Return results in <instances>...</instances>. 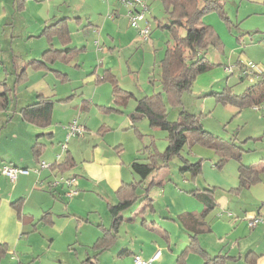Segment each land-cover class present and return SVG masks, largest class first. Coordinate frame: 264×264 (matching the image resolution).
Masks as SVG:
<instances>
[{"label": "rangeland", "instance_id": "374dc122", "mask_svg": "<svg viewBox=\"0 0 264 264\" xmlns=\"http://www.w3.org/2000/svg\"><path fill=\"white\" fill-rule=\"evenodd\" d=\"M13 1L0 0V80L5 77L8 85H12L13 76H5L2 66L3 63L8 71L12 70L10 65L12 55H20L21 63H24L32 55L38 56L41 47L48 45L44 37H37L44 19L53 16L70 17L71 43L77 46L84 45L86 50L76 57L78 68L73 67L72 63L69 66L62 63L53 65L56 69H62L68 73L69 82L58 81L54 76L55 73L51 71L45 72L48 76L45 79L49 81L51 78L55 81L56 96H58L55 99L73 95L69 105L76 108V118L81 119L80 122H85L87 129L85 131L84 128V132L78 136L67 137L68 127L57 123L54 136L43 151L42 161L48 165L55 159L57 165L61 164L63 154L67 150L77 161L75 167L58 170L57 167L52 168L53 166L40 168L39 163H33L30 143L34 134L27 130L24 122L20 124L24 126L22 131H26V134L18 131L19 134L13 137L11 132H17V127L0 128V153H10L17 159L23 158L28 161L30 170L28 174H20L15 180L10 181L0 169L2 192L11 195L16 193V190L25 188L23 209L33 213L36 218L40 215V209H51L55 226H57H40L29 234L32 238L41 239L46 232L52 233L48 234L55 239L50 249L57 251V255L42 253L44 249L41 243L36 247L39 256L38 258L35 256L33 261L30 256L16 253L18 256L6 254L0 260V264H18V260L21 264H79L86 256L94 254L91 245L98 233L96 224L99 220H95L93 217L95 215L89 212L91 206L86 209L87 202L91 201L93 207L100 206V198L95 188L89 192L79 189L78 182L81 179L88 183L79 170L85 161L102 159L107 153L110 155L113 153L118 158L116 150L119 147L116 146L121 145L119 160L123 161L120 163L123 177L126 181H130L132 177L128 164L134 158L145 163L150 155L165 151L168 143L166 133L161 129L150 127L146 119L137 121L139 133H135L132 129H124L130 123L127 114L133 109L135 97L141 98L144 95L161 93L165 100L161 80V60L167 48L173 46L175 35L159 27V25L169 24L165 5L160 0H141L147 3V10L144 12V20L138 22V27L140 30L148 27L149 35L146 39L141 38L138 29L130 25L128 10L117 0H26L25 8L21 11L16 8L17 6L14 9ZM212 1H216L220 8L206 11L202 21L219 37L221 45L218 46L216 42L207 45L203 57L209 67L196 76L189 91L182 93L180 108H176L165 100L167 120L176 121L179 112L185 110L199 117L203 128L217 137V141L230 142L238 146L242 144L245 150L242 153L243 161L247 162L255 157V161L258 162L259 155L264 154V110L254 109L256 105H243L238 112L235 106L218 103L211 95L214 92H221L225 87L234 94H241L256 79L255 75L240 77L238 62L244 64L250 62L256 66L255 69L258 72L261 70L264 72V0ZM109 15L114 17L111 18ZM76 17L80 18L79 23H76ZM88 21L92 26H87ZM85 28H91L93 32L85 35L83 31ZM108 34H111L113 39ZM31 35L34 36L31 37ZM177 35L184 36V30L178 29ZM103 45L107 47L104 50ZM104 69H109V72L115 75L114 78L121 89L128 94L131 93L128 97L131 101L127 105L117 106L113 101L111 83L100 82L105 73ZM34 71L29 72L30 79L33 78ZM96 77L97 81H95ZM23 90L24 88L21 87L20 92ZM82 99H88L92 103L80 113L78 105ZM14 104L15 102L12 101L11 106ZM258 107H264V102ZM103 124L108 126L104 132L101 127ZM180 155L188 158L191 163L204 159L205 165L202 163L201 173L198 176L202 182L207 164L216 162L221 156L214 147L198 141H195L190 148L185 146ZM8 161L4 159L2 164H8L6 163ZM181 165L180 157L175 155L166 169L167 174L172 176L178 185H182V177L178 172ZM237 166L238 162L230 158L223 163L222 168L228 171L232 169L236 173ZM258 167L261 166L258 165ZM35 169L37 172L34 171ZM132 175L138 180L136 174ZM260 175L263 176L264 173ZM61 177H74L72 189L78 190L80 195L85 194L88 201L80 206L73 203L71 211L56 210L59 204L67 205L72 198L65 195L68 189L64 183L60 182ZM32 179L33 189L32 187L30 189ZM57 181L59 182L56 183ZM110 194L114 197L116 195L113 189ZM104 203L105 201L102 202ZM162 203L164 202L159 201V205ZM104 206L106 205H102V210L110 219L109 213L103 209ZM137 206H139L138 202L123 211V217L134 215ZM73 211L81 213L82 218L73 214ZM87 213L89 217L86 216ZM86 219L89 221L87 222ZM126 225L124 223L119 231L118 244L112 250L98 254V264H131L129 256L119 258L116 256L118 245L125 240ZM65 236L70 239V242H67Z\"/></svg>", "mask_w": 264, "mask_h": 264}, {"label": "crops", "instance_id": "0c3cea01", "mask_svg": "<svg viewBox=\"0 0 264 264\" xmlns=\"http://www.w3.org/2000/svg\"><path fill=\"white\" fill-rule=\"evenodd\" d=\"M25 2L26 0H14V9L15 6H17L16 8L21 11L25 8ZM109 17L113 18L114 16L109 15ZM62 18L67 19V25L69 29V22L71 18L68 16H53L51 18L47 17L43 21L42 29L45 25L53 23L56 20ZM78 19L80 18H75V20H77L76 23H79ZM89 22L90 21H88L87 26L90 27L92 24ZM41 31L37 37H44L47 40L48 45L41 47L42 49H40L38 56L32 55V57L24 63H21L20 55H12L10 59V65L12 67L11 71H8L6 66L2 63L5 76H13L12 85H8L6 80L7 78L5 77L0 80V93L3 91V88H5L11 94V102H15L13 106H11L10 102L5 111H0V128L6 126H9L10 128L17 127V132H11V136L14 137L15 135L19 134L18 131L22 132V134H26V131H22V127L24 126H21L23 122L25 123L24 125L27 126V130L32 131L34 134V137L30 143L31 157L34 164L36 163L37 159L41 161L43 160V151L46 148L47 143L52 140L54 132L57 129V123H61L63 126L67 127L72 120L77 119V114L75 111L76 108L69 105L73 95L66 96L70 97L69 100L57 101L66 97L55 99V97H58L56 96L57 91L55 81L51 78L49 81H47L45 77L47 78L48 76L45 72L51 71L52 73H55L54 76L62 83L69 82L70 78L68 73L62 69H56L53 65L62 63L66 66H69L72 63L73 67L78 68L79 64L76 60V57L79 55V53H82L86 50L84 45L77 46L71 43L70 29L69 40L66 42V44L62 43L63 41L59 40L55 36L48 40V38L41 35ZM83 31L85 35H90L93 32V29L85 28ZM33 36L34 35H31V37ZM108 36L113 39L111 34H108ZM95 43L97 42L95 41ZM49 44H51L52 47L57 50L74 49L75 52L72 54L71 60L69 62L57 60L55 63L49 66V69L34 71L35 74H33V78L30 79L29 72L34 70L32 69L30 62L33 60H38L43 51L49 47ZM96 46H98V43ZM103 47V50L107 48L104 45ZM98 49L100 48L98 47ZM36 52L37 51L35 50V53ZM249 63L250 62L246 64ZM106 70L109 69H104V71ZM57 72L65 74L66 79L63 78L64 75H59ZM112 75L115 76L114 74ZM97 77L100 78L99 76ZM97 77L95 81H97ZM100 82L105 81L100 79ZM21 87L24 88L22 92H20ZM37 96L51 97L53 100L57 101L51 113V121L49 125L43 128L25 122L21 120L19 116L20 108L35 102L37 100ZM136 99L137 98L135 97V100ZM124 100V98L117 100L113 98V101L117 104V106L127 105L131 101L129 98L126 101ZM135 100L133 101V109L127 114L128 118L129 113L134 110L136 103ZM90 103L92 102L88 101V99H82L81 103L78 105L80 113L84 112V109L88 108ZM96 106L99 107V105ZM261 108L262 107H260L259 110H261ZM235 109H237L239 112V108L235 107ZM79 116L81 115L79 114ZM80 120L78 121L80 122ZM80 123L83 125L86 131L87 125L85 122ZM129 126L130 123L125 127L124 130H129ZM101 127H103V132L108 128V126L104 124L101 125ZM35 142L40 143L42 146V152L38 156L35 155V149H33ZM120 146L121 145L116 146L119 147V149L116 150L119 156L118 158H116L113 153L111 155L107 153L105 154V157L107 158L104 157L102 159L99 158L85 161L79 170V173L86 178L88 183H90H85L81 179L78 182V187H80L79 189L89 192L91 189L94 190L95 188L100 198L99 207H93V203L88 201V197L85 194H77L69 199V203L67 205L59 204V208L56 209L59 211L62 209L63 211L65 210V212L67 210L71 211V205L73 203H76L80 206L82 203L88 201L86 209L91 206L89 212H92V214L95 215L93 216L95 220H99L96 224L98 227V233L96 234V237L91 245V248L94 250V254H92V256L88 255L84 259L87 257H93L95 254H99L104 251L112 250V248L118 244L119 231L125 223L127 224L124 227L125 240L118 245L119 249L118 253L116 254L118 258L129 256L131 259V264H133L134 255H138L143 259H150L156 256L152 264H203V258L197 251H189L184 254V257L182 258L183 260H177L178 255L189 244V230L181 223L179 217L182 214L188 212L198 215L203 208L201 203L190 196L187 191L190 189L193 190L196 188L201 189L203 187H210L214 189V199L216 206L205 217V222H207L208 229H204L197 236L199 248L206 252L210 257H215L218 255L225 256L227 259H225L224 264H264V175L261 176L259 174V181L256 183L248 187H240L237 172L235 173L232 171V169L231 171L226 169L224 170L222 168L223 165L221 168H217L214 165L216 163L215 161L214 163L212 161L207 164L206 171L203 172L205 177L203 182L198 176L194 180H189L184 178L179 173L182 177V185H178L177 181L173 180L172 176L167 174V168L161 169L152 176L151 180L153 183H155V186L149 190V195L153 200L152 208L147 207L143 212H140L144 206L138 202L139 206H137L134 215L124 217L126 220L119 227V230L111 246L104 251H99L93 248V244L102 234V228H109L111 224V216L109 219V217L104 214L106 212H103L104 210H102V205H106L103 207V209L108 212V205L116 203V195L114 197L112 194H110L112 189L116 194L117 189L122 184L137 181L133 177L132 174L134 173L131 171V169L130 171L132 174L130 172L129 173L132 177V180L126 181L123 177L122 168L120 165V163H123V161L121 162V160H119V152L121 151ZM243 152H245V150ZM259 156L258 162H256L257 160L255 161V157H253V159L247 161L249 163L243 161L241 157V163L244 165H252L258 169H261L264 167V154ZM4 159L9 160L6 162L8 164L5 165H18L28 169V161L23 160V158L17 159L14 155L12 156V154L4 152L0 153L1 167L4 165L2 164ZM61 160L65 163H67V161L71 162V165L68 168H72L77 165V161L69 150L65 151ZM56 161L57 160L55 159L51 162L49 161V165H52ZM132 161L128 164L129 168ZM258 165L261 167H258ZM260 173H264V170H262ZM148 181H150V178H148L145 182ZM29 186L31 189L33 186V179L31 180ZM25 190V188L16 190V193L14 192L10 195L4 194L0 188V244L4 245L6 250L5 255L2 256L1 259L5 257L6 254H13L15 256L17 254H21L22 256L32 257L33 261L35 256L37 258L39 256L37 254L38 251L36 247L37 245H41V243L44 249L42 253H45V255L47 253H53L54 255H57V251H51L50 249L55 240L53 236L48 235L52 233L46 232L44 236L41 237V239L38 237L32 238L29 235L36 231V229L40 226H57H55L53 219L54 214L50 211L51 209H40V215L37 218L33 213H29L23 209V194ZM58 191L56 193L59 195ZM137 194H143V189L139 188L137 190ZM103 201H105L104 204H102ZM159 201L164 202L161 204L162 206L159 205ZM76 212L78 211H73V214H77L80 218H82L83 215ZM87 214L86 216L89 217V214ZM253 218H261V221H258L254 226H249V222ZM86 220L87 222L89 221V219ZM108 222L109 225H107ZM66 238L67 237L65 236V239ZM67 240V242H70V239L67 238ZM41 259H43V257ZM18 264H21L20 260H18Z\"/></svg>", "mask_w": 264, "mask_h": 264}, {"label": "trees", "instance_id": "16d2710c", "mask_svg": "<svg viewBox=\"0 0 264 264\" xmlns=\"http://www.w3.org/2000/svg\"><path fill=\"white\" fill-rule=\"evenodd\" d=\"M164 5L168 15L169 24L159 25L171 31L175 35V41L171 48H167L162 63V87L165 94L166 102H169L176 108L181 107V95L185 91L191 89V85L196 76L208 69V64L204 61V53L208 44L217 43L221 45L220 39L212 30L203 24L202 18L206 11L219 9V4L212 0H160ZM178 29L185 32L184 36H178ZM41 35L51 39L57 37L62 43L66 44L69 40V29L67 19H58L53 23L43 27ZM74 49L57 50L49 44V47L43 51L38 60L30 62L32 69L35 71L49 69V66L57 60L69 62L71 60ZM240 69V77L248 75L256 78L252 81L243 93L234 94L228 87L221 92H214L211 96L216 102L223 105H232L237 108L243 105L259 106L264 102V72L246 73L247 67L238 62ZM59 75L65 74L57 72ZM109 70L105 71L101 78L103 81H109L112 85V96L115 100L125 99L129 97V93L122 90L115 78ZM11 94L3 88L0 93V111H5L11 102ZM70 97L62 98L57 101H66ZM165 100L161 93L152 94L137 98L134 110L129 113L130 126L135 133H139L136 126L137 121L146 119L152 128L161 129L166 133L167 147L161 154L155 153L148 157L145 163L134 159L130 164L131 171L138 176L137 181L122 184L116 191V203L108 205V212L111 216V224L109 228H102L101 236L93 244V248L104 251L107 250L114 241L119 227L126 220L123 217V211L130 208L134 203L139 202L143 212L147 207L152 208L153 200L149 195V190L155 186L152 176L161 169L168 168L173 156L177 155L181 159V166L178 172L189 180H194L201 173V167L204 159H198L191 163L188 158L181 157V150L190 146L195 142H205V145L215 148L216 152L221 156L214 164L215 167L221 168L223 163L230 158L239 162L237 169V177L240 187H248L259 181L261 169L252 165H244L241 163V153L244 151L241 146L230 142L217 141V137L205 130L200 122L199 117L181 110L176 121H168L165 110ZM51 97L37 96V100L20 108L19 116L21 120L31 123L37 127L43 128L49 125L51 121V113L57 102ZM215 139V140H214ZM208 143V144H207ZM35 155L42 152L40 143L35 142L33 145ZM37 163L40 160L37 159ZM53 163L52 168L63 170L71 165L70 161L61 164ZM148 178L150 181L145 182ZM143 189V194L138 195L137 190ZM187 193L196 199L202 205V210L198 215L191 212L182 214L179 219L181 223L189 230V244L178 255L177 260L181 261L189 251H197L203 258V264H224L225 256L218 255L210 257L198 246L197 236L204 230L208 229L205 222L206 215L216 206L214 199V189L210 187L196 188L187 191ZM129 220V219H127ZM143 221V219H142ZM6 250L4 245L0 244V259L4 256ZM97 255L87 257L80 264H98Z\"/></svg>", "mask_w": 264, "mask_h": 264}, {"label": "built area", "instance_id": "2783aa9c", "mask_svg": "<svg viewBox=\"0 0 264 264\" xmlns=\"http://www.w3.org/2000/svg\"><path fill=\"white\" fill-rule=\"evenodd\" d=\"M118 1H120V3L123 6H125L126 9L128 10V17H129L130 25L138 29V32L141 38L146 39L149 35L148 27H145V29L143 30H140L138 27V22L144 20V12L147 10V5L145 4V2H142L141 0H118ZM246 67H247V70H246L247 74H250L248 70H251V72H258V70L255 69L256 66H254L251 63L246 64ZM227 69L230 70V68H227ZM254 109H260V107L257 106L256 108L254 107ZM262 109L264 110V107H262ZM67 127L69 129V134L67 135V137L78 136L84 132V127L83 125L79 123L78 119L72 120L68 124ZM39 165H40V168L49 166V164L46 165L43 161L39 162ZM34 171L37 172V169H35ZM1 172L4 175H6L10 179V181H13L18 175L28 174L30 170L27 168L18 167L16 165L15 166L14 165H3L1 167ZM59 180L60 182L64 183V186L68 189V191L65 194L67 197L71 198L78 194V190L72 189V186L74 185V182H75L74 177H68V178L61 177ZM58 182L59 181H57L56 183ZM258 221H261V218L251 219L249 222V226H254ZM155 257L156 256L150 259H143L138 255H134L133 263L134 264H152V262L155 260Z\"/></svg>", "mask_w": 264, "mask_h": 264}]
</instances>
